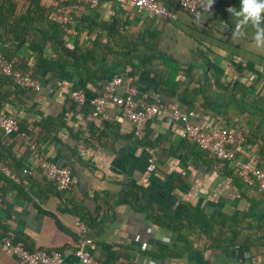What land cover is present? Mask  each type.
<instances>
[{"label":"crops","instance_id":"crops-1","mask_svg":"<svg viewBox=\"0 0 264 264\" xmlns=\"http://www.w3.org/2000/svg\"><path fill=\"white\" fill-rule=\"evenodd\" d=\"M63 2L67 3L64 8L71 7L75 33L69 34L77 36L79 46L98 55L103 50L113 52L107 54L105 67L119 57L118 51L131 53V61L116 64L101 77L95 71H41L42 89L16 98L8 108L27 127L36 125L33 136L38 149L3 136L0 129V138L8 140L14 152L32 166L25 182H8L0 195V236L7 230L29 250H62L65 264H83L76 254L83 246L97 259L117 264H264V199L242 181L232 163L222 165L183 137L181 123L162 116L150 120L139 138L135 124L113 101L103 115H94L90 99L101 94L115 75L123 77L118 92L123 94L126 86L135 85L140 104L161 102L196 110L182 104L179 95L158 88L155 65L149 64L155 53L136 42L143 35L163 53L173 43L170 26L114 0H101L95 6L75 0H42L47 7ZM119 32L129 37L130 45L110 37ZM73 39L67 38L71 47ZM188 49H184L185 60L191 58ZM22 52L33 64L26 47ZM158 58L155 63L160 62ZM228 71L230 76L236 74L233 67ZM77 85L87 87L81 89L87 96L85 103L74 101L66 92L77 90ZM197 113L195 121L203 126L217 125L208 114ZM78 138L86 142V155L77 150ZM147 145L158 156L149 180ZM256 149L253 144L243 147L239 158L259 157ZM38 155L70 166L73 184L62 189L46 179L38 169ZM76 217L86 224L85 232L76 229ZM85 239L92 242L85 244ZM0 264H19L18 258L2 250L1 237Z\"/></svg>","mask_w":264,"mask_h":264},{"label":"trees","instance_id":"trees-1","mask_svg":"<svg viewBox=\"0 0 264 264\" xmlns=\"http://www.w3.org/2000/svg\"><path fill=\"white\" fill-rule=\"evenodd\" d=\"M161 1L171 10L179 12L175 20L151 17L170 26L173 43H169V50L162 53V48L158 50V45L146 41L143 35L140 40H136L137 43H144L146 50L155 53L149 64L155 65L152 70L158 88L173 96L179 95V101L188 109L208 114L217 125L231 130L241 129L245 136L242 148L253 144L257 147V162L264 164V44L257 45L255 27L251 23H242V17L235 14L239 11L240 0H236L233 5L230 0H218L214 10L202 11L200 14L177 7L173 0ZM213 1L204 0L208 4ZM75 2L78 3V0ZM66 4L63 2L58 6L47 7L42 0H0V53L14 61L17 69L39 80H43L39 73L44 70L62 74L70 71H95L101 77L116 64L126 65L131 61V53H127V50L118 51V56L122 58L114 57L111 64L105 67L107 54L113 52L103 50L106 52L98 55L89 47L83 49V46H79L81 43L77 36L70 35L66 30V26H73L74 21L67 25L62 20ZM114 34H110V37L119 39V44L130 45L128 36L120 32ZM87 36L89 39L91 33L88 32ZM69 37L75 38L74 47L68 44ZM23 47L32 55L33 64L24 59ZM186 47L191 54L189 60H185ZM158 56L160 62L155 63V59L159 60ZM98 62L100 66L94 68L92 65ZM230 67L235 69L236 74L229 75ZM76 88L87 90L86 85H77ZM34 91L32 87L17 84L12 76L1 74L0 111L14 115L8 108L15 105V99L29 97ZM15 117L19 131L7 134L0 129L3 136L21 143L24 140L22 131L33 135L36 125L29 128ZM0 161L20 177V181H16L0 172V195L8 182L23 183L32 175L31 164L19 157L5 138H0ZM25 169L29 171L25 173ZM245 184L255 189L264 199V192L256 185ZM6 235L10 233L3 230L1 242ZM14 242L25 246L17 238ZM35 250L38 249H30Z\"/></svg>","mask_w":264,"mask_h":264},{"label":"built area","instance_id":"built-area-1","mask_svg":"<svg viewBox=\"0 0 264 264\" xmlns=\"http://www.w3.org/2000/svg\"><path fill=\"white\" fill-rule=\"evenodd\" d=\"M101 0H78L79 4L89 3L91 5L99 4ZM121 4H131L139 11H145L150 17H160L164 19H177L179 12L171 10L161 0H114ZM177 7L187 9L191 13L200 14L202 11L214 10L218 0L208 4L204 0H173ZM75 6H78V5ZM71 7L66 8L62 20L69 25L72 23L70 15ZM68 33H75L73 26H66ZM77 34V33H76ZM88 36H86L87 38ZM5 74L12 76L14 81L22 86L32 87L36 91L42 89L43 83L17 69L14 61H10L2 53H0V75ZM123 84V77L115 75L105 85L103 92L90 99V103L94 109L95 116H101L105 113L107 105L110 101L118 106L123 115L135 124V134L139 138H143L144 129L147 123L155 117L162 116L170 121L182 124L181 133L183 137L196 143L201 149L208 151L216 157L222 165L233 164L235 172L238 176L249 185H256L258 189L264 192V164H259L256 157L248 159H240L239 151L245 143V136L241 129L231 130L220 125L205 127L195 121L198 116L196 110H184L180 107H169L164 103L140 104L136 99L137 87L129 85L125 87L124 93L120 94L118 88ZM74 101L85 103L87 101L86 93L82 90L70 89L66 91ZM264 92V88H263ZM0 128L7 134H12L20 130L18 120L12 114L6 115L0 111ZM22 136L26 144L34 151L38 149L36 138L22 131ZM77 150L80 155H86L87 145L84 138L78 140ZM148 152L147 179L157 169V152L151 145L146 146ZM36 161L42 173L50 181L57 183L60 188L68 189L74 182L73 171L68 165H59L58 163L42 156H36ZM29 170L25 169L27 173ZM0 172L13 180L20 181V177L16 175L9 166L0 161ZM76 229L80 232L87 230L86 224L80 217H76ZM85 244H90L91 239H85ZM1 248L10 256L18 258L19 264H65V253L62 250L46 251L38 249L30 251L20 243L14 242L11 235L2 238ZM76 254L83 264H117L97 259L87 248L79 247Z\"/></svg>","mask_w":264,"mask_h":264},{"label":"clouds","instance_id":"clouds-1","mask_svg":"<svg viewBox=\"0 0 264 264\" xmlns=\"http://www.w3.org/2000/svg\"><path fill=\"white\" fill-rule=\"evenodd\" d=\"M235 14L242 17V23H251L255 27L257 45L264 44V0H240L239 11Z\"/></svg>","mask_w":264,"mask_h":264}]
</instances>
